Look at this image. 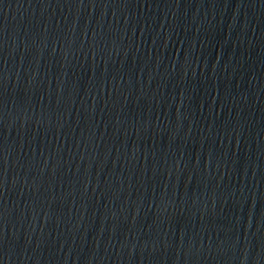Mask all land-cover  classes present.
<instances>
[{
  "label": "water",
  "instance_id": "obj_1",
  "mask_svg": "<svg viewBox=\"0 0 264 264\" xmlns=\"http://www.w3.org/2000/svg\"><path fill=\"white\" fill-rule=\"evenodd\" d=\"M209 264H264V165Z\"/></svg>",
  "mask_w": 264,
  "mask_h": 264
}]
</instances>
